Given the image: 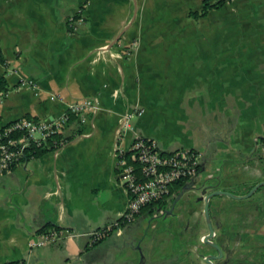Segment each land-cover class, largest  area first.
Wrapping results in <instances>:
<instances>
[{
    "label": "crops",
    "instance_id": "obj_1",
    "mask_svg": "<svg viewBox=\"0 0 264 264\" xmlns=\"http://www.w3.org/2000/svg\"><path fill=\"white\" fill-rule=\"evenodd\" d=\"M202 3L0 0V125L50 120L72 100L98 105L61 129L69 137L59 146L0 170V264H205L196 249L216 253L200 238L197 196L203 187L242 194L264 179V0H220L200 12ZM80 6L83 21L67 30L64 16ZM135 106L143 112L120 129ZM134 132L162 152L200 153L199 185L166 213V254L137 238L143 210L114 225L127 203L116 151ZM208 211L222 250L214 264H264V185L243 197L213 194ZM49 231L53 239L33 243Z\"/></svg>",
    "mask_w": 264,
    "mask_h": 264
},
{
    "label": "built area",
    "instance_id": "obj_2",
    "mask_svg": "<svg viewBox=\"0 0 264 264\" xmlns=\"http://www.w3.org/2000/svg\"><path fill=\"white\" fill-rule=\"evenodd\" d=\"M19 84L34 87L35 83L32 78H21ZM97 107L96 101L82 98L68 102L66 108L50 120L21 116L9 121L0 131V170L20 160L25 147L30 144H40L46 136L60 130L68 122L69 112L74 113L77 121L81 122L85 120L86 109L93 110ZM142 112L141 106L126 109L120 116V129H131L130 118ZM120 129L118 135L121 132ZM15 130L20 133L11 135ZM64 141L65 139L53 140V144L59 146ZM123 152L121 148L117 149L116 157L117 164L123 171L127 203L122 216L114 221L115 226L131 221L142 204L166 194L173 180L194 177L200 160V153L193 149L179 147L170 152H162L153 138L138 132H134L127 148L130 159L125 157ZM104 231L105 229L92 231L90 240H96ZM54 237V231H49L33 243L39 244ZM3 264L24 263L13 261Z\"/></svg>",
    "mask_w": 264,
    "mask_h": 264
},
{
    "label": "trees",
    "instance_id": "obj_3",
    "mask_svg": "<svg viewBox=\"0 0 264 264\" xmlns=\"http://www.w3.org/2000/svg\"><path fill=\"white\" fill-rule=\"evenodd\" d=\"M219 2H220V0H214L212 2H208V0H203V3L200 7V12L204 11L209 6L217 5ZM80 9H81V6L75 12L70 13V14H66L64 16L63 20H64V24H65V27L67 30L73 31L75 29V27L83 21L84 17L82 16ZM192 13H195V12H192ZM79 18H80V21L78 22ZM3 61H4L3 58L0 56V62H3ZM4 91H5V78H4L3 73H2V74H0V96L4 93ZM68 119H69L68 122L65 125H63V127L72 121L78 122L76 119V115L74 113H71V112H69ZM8 123H9V121L1 124L0 125V131L3 130V127ZM61 129L55 133H52L49 136H46L45 139L40 144H30L28 147H25L21 159H24L27 157H32V156H35L39 153H42L48 149L54 148L56 145L53 144V140L67 139L69 136L65 137L64 135H62ZM76 131H78V130L76 129ZM18 133H20V132L18 130H15L12 132L11 135H16ZM123 155L125 157H128L127 151H124ZM198 168H199V166H198ZM197 174H198V169H197V172L193 178L195 180L194 183L199 185V182L197 183ZM187 180L188 179H186V178H178V179L173 180L170 183L169 191L166 194L142 204L139 208V211L143 210V211H147L149 213H156V212L158 213V212L162 211V213H163V211L169 206V204L173 198V194L176 193L179 190V188L181 187V185ZM133 218H132V220H133Z\"/></svg>",
    "mask_w": 264,
    "mask_h": 264
},
{
    "label": "rangeland",
    "instance_id": "obj_4",
    "mask_svg": "<svg viewBox=\"0 0 264 264\" xmlns=\"http://www.w3.org/2000/svg\"><path fill=\"white\" fill-rule=\"evenodd\" d=\"M174 208V207H173ZM173 210V209H172ZM143 213L147 214L145 216L144 222L142 219H139L135 228H137V238L142 237L143 244L148 242L149 250H153V252H157L166 254V249L170 247L171 243H173V233H172V221L173 218L167 214H158L154 215V213L148 214L146 211ZM156 214V213H155ZM154 215V216H153ZM145 246V245H144ZM199 263L204 262L203 255H205V248L198 247L196 249ZM203 253V254H202ZM207 264L206 262H204Z\"/></svg>",
    "mask_w": 264,
    "mask_h": 264
},
{
    "label": "water",
    "instance_id": "obj_5",
    "mask_svg": "<svg viewBox=\"0 0 264 264\" xmlns=\"http://www.w3.org/2000/svg\"><path fill=\"white\" fill-rule=\"evenodd\" d=\"M49 120V119H47ZM194 178L190 177L187 181H185L181 187L179 188V190L173 194V198L170 202V205L163 211L164 214L166 213H170L172 211V208L174 206V203L176 202V200L182 195V193L186 190V189H190L193 188L195 186L194 183ZM259 185H264V179L255 182L245 193L242 194H233L232 192H230L227 189H221V188H214V189H210L205 191L206 189L203 187V189L201 190L200 194L197 196V198H201L203 200V205H202V212H203V216L207 225V231L202 234V236L200 237L201 240L203 242H206L208 244H210L211 246L214 247V249L216 250V253H207L205 255H203V259L207 264H214L213 263V259L215 258H219L222 256V250L220 248V246L211 239L213 233H214V228L210 219V215H209V211H208V198L213 195V194H228L234 197H243V196H247L249 195L257 186Z\"/></svg>",
    "mask_w": 264,
    "mask_h": 264
}]
</instances>
